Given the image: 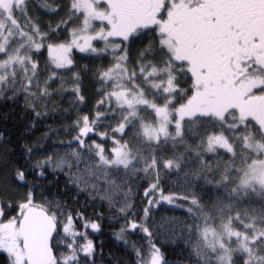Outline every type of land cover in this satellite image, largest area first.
<instances>
[{"label": "snow or ice", "instance_id": "1", "mask_svg": "<svg viewBox=\"0 0 264 264\" xmlns=\"http://www.w3.org/2000/svg\"><path fill=\"white\" fill-rule=\"evenodd\" d=\"M138 2V21L112 11V0H93L98 10L90 17L77 0L57 3L52 14L63 9L66 16L46 30L35 26L31 72L0 75V104L19 108L23 124L15 138L0 130V264H233L223 241L212 243L214 225L201 224L223 211L222 189L233 204L248 189L264 200V125L248 115L227 123L211 107L212 93L196 82L211 65L175 59L162 41L174 45L170 33L192 27L214 43L250 45L253 52L245 51L239 67L255 70L252 91L260 95L264 0ZM54 36L59 55L42 67L39 57L53 47L45 41ZM77 54L84 61L79 67ZM90 67L93 102L82 87ZM121 75L139 88L138 98L128 97ZM153 76L158 79L149 95L137 79ZM181 77L189 86L179 83ZM65 97L68 106L61 108ZM9 115L0 118L6 123ZM245 133L257 137L258 150ZM231 215L240 220L239 208ZM247 238L244 233L240 241L243 264H250L247 253L259 239L245 244ZM256 259L264 260V253Z\"/></svg>", "mask_w": 264, "mask_h": 264}, {"label": "rangeland", "instance_id": "2", "mask_svg": "<svg viewBox=\"0 0 264 264\" xmlns=\"http://www.w3.org/2000/svg\"><path fill=\"white\" fill-rule=\"evenodd\" d=\"M18 1L22 2L24 0ZM18 1L0 0V48L5 50L3 53H0V60L4 61L3 67L0 68V75L7 74L9 79H11L12 72H15L17 76H24L25 68H28L29 72H31V66L27 57L31 54L34 59L36 58L32 52V46L33 43L39 42L35 26L38 24L41 30H46L49 22H51V24L53 21L57 22L58 14H52L51 12V9L59 2L58 0H40V3L38 0H29L27 7L25 5L22 7V3ZM67 3L68 0H63V4ZM77 3L80 8L83 9L85 17L95 15L98 10L97 7L93 6V0H77ZM114 4L115 3H113V5ZM37 5L39 7H37ZM30 7L41 10L39 12L41 15L32 16L29 9ZM65 16L66 12L64 11L61 18L63 19ZM74 23H79V21H75ZM63 31L62 28L61 32ZM170 36L174 37L175 44L170 45L168 38L164 39L163 44L172 51L173 58L181 60L187 59L193 65L199 64L200 62L211 65L213 71L205 75L198 74L196 82H202L205 89L212 93L213 103L211 107L215 112L221 113L224 120L229 124L238 122L240 117L248 115L250 117H255L260 124L264 125V99L260 98V95H264V93L258 95L252 91L256 83L255 77L257 74L255 70L246 72L244 68L239 67L240 69L233 73L232 77H229L231 75L227 77L226 75L222 76V71L219 70V67L216 65L217 59L212 52L213 47L209 46L207 42L208 39L200 40L201 38L197 36L193 39L187 31L184 32L179 28L170 33ZM45 43H51L53 45V47H46L44 50L49 59L59 55L60 49L56 46L57 37L54 36L50 41H45ZM194 43L197 45L196 48L192 47ZM20 56L25 57L22 63L18 59ZM14 57L16 58L15 60H13ZM161 57L164 59V54H161L160 58ZM252 62L254 63L255 61ZM235 68L238 67H233V70ZM43 79L44 77L41 75V82ZM157 79L158 77L153 76L150 78V82H148L138 78L137 84L144 87L146 93L150 95L151 86ZM221 81H223V83H221ZM118 83L120 86H124L125 83L126 88L131 89V91L128 92V97L130 99L133 98V93L136 94L137 98L139 97V88H133L130 81L125 79L123 75L119 78ZM226 109L229 111H227L225 115ZM141 111L144 110L141 109ZM233 117H236V120H234ZM144 119H149L146 112ZM223 131L229 135L230 138H234L230 128L226 127ZM245 134H249L253 149L258 150L257 137L250 133ZM237 143L239 144L240 141H237ZM256 163L259 165L262 162L258 161ZM244 198L255 203L259 201L257 209H264V200L261 199L260 194L253 192L251 189L247 190V195H245L243 191L241 192L240 199ZM236 210L237 209H234L232 212ZM232 212H225L217 219L213 218L214 220L212 219L207 223H202L201 227L213 228L214 225L215 236L212 237V243L215 245L216 237H219L227 246V255L235 256L233 264H243L245 250L241 247L240 243L243 234L247 233L248 237L244 239L245 244H250L253 237H259L256 243L250 245L247 255L251 257L250 264H264V260L256 259L258 255L264 253V235H262L264 234V213L262 211L255 212L254 209H252L249 212H241L240 220H237L234 215H231ZM230 231H239L241 235L234 238L230 237ZM216 246L218 251H223L219 249L218 245ZM219 264H225V261H220Z\"/></svg>", "mask_w": 264, "mask_h": 264}, {"label": "trees", "instance_id": "3", "mask_svg": "<svg viewBox=\"0 0 264 264\" xmlns=\"http://www.w3.org/2000/svg\"><path fill=\"white\" fill-rule=\"evenodd\" d=\"M153 44L156 47V50L158 51L159 45H160L159 40L153 41ZM76 58H77V66L79 67V65L81 63H83L84 61L79 57V54L76 56ZM39 59L41 61L42 67L45 63H50V59L47 56L46 52H44V54L41 57H39ZM160 59H162V57ZM88 63L91 64L92 62L88 61ZM128 69H130V70H128V73L131 74V72L133 71V66L131 63L128 65ZM93 70L94 69H92L90 67L88 69V71L84 73V79H83V83H82L84 93H85L89 102H93L96 98V92L93 89V84H92V81L90 78V73ZM46 74H47L46 72H43V71L41 72V75L43 77ZM97 83H99V82L97 81ZM180 83L185 84V86H189L186 84L184 77L181 78ZM122 87H126L125 83H124V86H122ZM111 90H112V87L105 89V91H111ZM67 101H68V98L65 97L62 104L60 105V107L63 108V107L68 106ZM113 103H115V101H113ZM4 113H9L10 115H9V118H8L6 123L2 118H0V130L11 133L14 138L22 135L21 130L23 128V124L21 123L20 109L16 108V107H6V106L0 104V117H2ZM39 134H40V132L37 131L36 135H39ZM201 152L202 153L204 152L203 147H201ZM191 154H192L191 152H188L186 154V157L190 156ZM221 197H222L221 207L223 208V211L219 212V213L214 212L213 218H215V219L221 217V215L225 212L230 213V212L234 211V209H237V207L239 208L240 212H249L252 209H254L255 212L262 211L264 213V209H262V208H260L259 210L257 209V207L259 206V201H256V203H255V202H251L250 200L244 198V199H239L236 204H233V199H235V198L229 197L227 191H225L223 189L221 190ZM228 205L232 206L231 209H229L227 207ZM105 239H107V237H105ZM174 256H175V253L172 251H169V258H174Z\"/></svg>", "mask_w": 264, "mask_h": 264}, {"label": "flooded vegetation", "instance_id": "4", "mask_svg": "<svg viewBox=\"0 0 264 264\" xmlns=\"http://www.w3.org/2000/svg\"><path fill=\"white\" fill-rule=\"evenodd\" d=\"M18 1V0H16ZM59 1V2H58ZM58 3L63 4V0H58ZM19 3H22V7L24 5L27 7L29 0L24 1H18ZM40 3V0H38ZM113 3H115L113 5ZM113 5V6H112ZM42 7V6H41ZM110 7L112 11H118L122 16H124L128 20L138 21L142 17V6L138 2V0H112V3H110ZM114 8V10H113ZM31 11V15H41L39 12L41 10H36L34 7L29 8ZM64 10L61 9L60 12L57 14V21L62 20L61 15L63 14ZM41 20V19H40ZM53 25L56 24V21L52 22ZM180 30H183L184 32L187 31L190 37L195 39V37H200V40L208 39L207 42L209 46H212V52L214 53L217 62L216 65L219 67L218 69L222 71V76L226 75L229 77L233 76V73L238 71L239 68V61L240 58L243 56L245 51L251 53L253 52V49L248 44H242L240 46H235L234 42L223 40L222 38H217L218 43H214L207 34L201 32L197 28L192 27H183L179 28ZM175 31V30H173ZM195 34V35H194ZM161 43V41H159ZM164 42V40L162 41ZM231 60V64L229 61ZM237 66L238 68H235L233 70V67Z\"/></svg>", "mask_w": 264, "mask_h": 264}]
</instances>
